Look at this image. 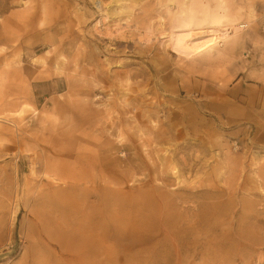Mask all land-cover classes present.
Returning <instances> with one entry per match:
<instances>
[{"label":"rangeland","instance_id":"obj_1","mask_svg":"<svg viewBox=\"0 0 264 264\" xmlns=\"http://www.w3.org/2000/svg\"><path fill=\"white\" fill-rule=\"evenodd\" d=\"M0 264H264V0H0Z\"/></svg>","mask_w":264,"mask_h":264},{"label":"bare ground","instance_id":"obj_2","mask_svg":"<svg viewBox=\"0 0 264 264\" xmlns=\"http://www.w3.org/2000/svg\"><path fill=\"white\" fill-rule=\"evenodd\" d=\"M240 27H243V26H240ZM224 32H228V30L227 31H224ZM196 33V32H195ZM198 33V32H197ZM192 34V33H191ZM201 34H202V32H201ZM193 36V35H192ZM197 36V35H196ZM199 36V35H198ZM60 192V191H59ZM59 202H60V204H61V200H58V204H59ZM59 204V205H60Z\"/></svg>","mask_w":264,"mask_h":264}]
</instances>
